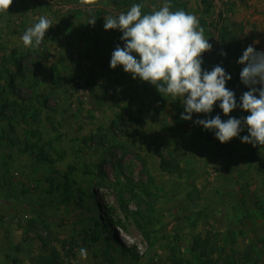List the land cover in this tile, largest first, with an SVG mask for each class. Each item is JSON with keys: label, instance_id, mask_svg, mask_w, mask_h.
I'll return each mask as SVG.
<instances>
[{"label": "rangeland", "instance_id": "1", "mask_svg": "<svg viewBox=\"0 0 264 264\" xmlns=\"http://www.w3.org/2000/svg\"><path fill=\"white\" fill-rule=\"evenodd\" d=\"M164 2L14 0L0 14V264H264V146L242 142L246 127L221 143L194 123L226 121L220 102L183 120L181 98L110 67L124 41L105 16ZM168 2L198 18L202 68L222 66L239 103L238 59L264 52V0ZM96 3L118 13L57 6ZM41 16L53 26L25 48Z\"/></svg>", "mask_w": 264, "mask_h": 264}, {"label": "clouds", "instance_id": "2", "mask_svg": "<svg viewBox=\"0 0 264 264\" xmlns=\"http://www.w3.org/2000/svg\"><path fill=\"white\" fill-rule=\"evenodd\" d=\"M13 2L0 0V14H7ZM143 8L136 3L126 12L105 16V30H119L124 41L123 47L117 45L113 51L110 67L123 66L133 79L150 83L162 96L181 98L186 113L181 114L183 120H192L193 113L210 114L220 102L219 108L229 116L226 121L216 115L194 123L214 131L221 143L240 137L246 127L249 135L243 136L242 142L264 146V52L249 45L238 59L243 65L241 82L249 89L238 103L235 92L226 86L232 76L222 66L211 71L202 68L203 54L211 51L212 45L197 17L183 9L172 10L168 0L151 12H143ZM95 23L93 18L89 24ZM52 26L41 16L22 34L23 46L39 48ZM237 108L250 114L239 119L231 116ZM80 255L86 258L87 250L81 248Z\"/></svg>", "mask_w": 264, "mask_h": 264}, {"label": "water", "instance_id": "3", "mask_svg": "<svg viewBox=\"0 0 264 264\" xmlns=\"http://www.w3.org/2000/svg\"><path fill=\"white\" fill-rule=\"evenodd\" d=\"M216 2L221 5V0H216ZM59 8L65 9V8H77V9H82V8H102L105 9L109 12L113 13H118L117 9L107 7L106 5L102 3H96V4H89V5H72V4H67V5H57ZM219 14V11H218ZM214 46V45H213Z\"/></svg>", "mask_w": 264, "mask_h": 264}, {"label": "trees", "instance_id": "4", "mask_svg": "<svg viewBox=\"0 0 264 264\" xmlns=\"http://www.w3.org/2000/svg\"><path fill=\"white\" fill-rule=\"evenodd\" d=\"M206 1V0H205ZM223 13H221L220 14V18H222L223 17ZM240 29H243V27L242 26H238ZM222 41H221V44H223V45H227V43H228V40H227V35H226V33H224L223 35H222ZM95 208H97V209H100V207H98V206H96ZM200 213H196V215L195 216H190L189 217V219H190V221L193 223V224H195L197 221H198V218L200 217V215H199ZM104 218H105V220L107 221V220H109V219H107L106 218V213H104ZM107 226V225H106ZM104 227V226H103ZM104 229H106L105 227H104Z\"/></svg>", "mask_w": 264, "mask_h": 264}]
</instances>
